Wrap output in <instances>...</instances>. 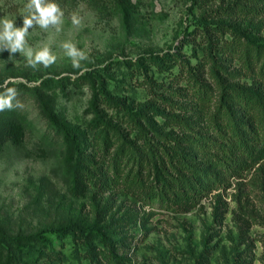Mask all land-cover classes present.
I'll use <instances>...</instances> for the list:
<instances>
[{
    "label": "rangeland",
    "instance_id": "374dc122",
    "mask_svg": "<svg viewBox=\"0 0 264 264\" xmlns=\"http://www.w3.org/2000/svg\"><path fill=\"white\" fill-rule=\"evenodd\" d=\"M236 1L246 7L231 15L225 8ZM45 2L62 10L60 31L34 22L26 48L35 52L48 46L56 61L32 66L19 51H0V87L7 81L16 90L13 107L0 111V264H264V162L231 185L214 187L189 209H167L122 193L123 178L112 181L113 187L106 180L99 185L86 177L76 180L63 130L66 126L91 138L100 129L95 128L91 89L79 81L86 73H100L114 94L138 104L152 93L139 60L148 64L151 55L180 48L197 62L211 43L216 55L198 83L186 77L171 83L177 68L165 81V87L173 85L178 105L188 100L191 111L200 112L202 122L192 127L209 126L221 103L218 78L252 84L253 76L263 77L264 0ZM27 3L0 0V18L22 27L23 17L30 15ZM74 15L79 24H73ZM209 21L221 27H206ZM229 23L255 25L257 46L235 49L237 37ZM65 42L85 52L78 68L65 55ZM112 122L130 132L121 116ZM112 139L114 151L120 142ZM94 224L122 241L115 254L123 262L107 260L91 232L74 238L58 231Z\"/></svg>",
    "mask_w": 264,
    "mask_h": 264
},
{
    "label": "trees",
    "instance_id": "16d2710c",
    "mask_svg": "<svg viewBox=\"0 0 264 264\" xmlns=\"http://www.w3.org/2000/svg\"><path fill=\"white\" fill-rule=\"evenodd\" d=\"M245 7L236 1L225 10L231 15L239 14ZM209 22L205 23L206 27H221ZM227 27L237 37L235 49L249 51L257 46L253 40L255 25L238 27L229 23ZM212 47L210 43L203 48L205 51L197 62L180 48L153 54L148 64L139 60V72L152 86V93L149 100L138 104L114 94L108 79L100 73L90 71L80 77L79 81L91 89V110L97 116L95 128L100 129L93 137L83 138L80 131L63 126L69 152L75 160V179L86 177L97 185L106 180L107 185L113 187L112 181L123 178L121 192L137 198L143 205L158 202L167 209L180 210L189 209L214 187H227L232 179L243 177L264 162V64L263 77L253 76L255 82L252 84L225 83L218 78L221 101L218 111L211 120L209 118V126L197 130L192 124L194 121L200 123V112H192L188 100L182 107L178 105L173 85L165 87L166 78L171 77L176 68L178 73L171 83L179 82L182 77L189 83H198L206 65L213 62L216 55ZM4 91L5 87H0V94ZM120 116L121 122L130 128L129 133L113 124L114 118ZM158 118L162 119L161 123ZM113 136L120 142L114 151ZM209 165L215 169L209 170L210 173L204 169ZM120 168L127 172L122 175ZM58 231L61 236L74 238H87V232H91L103 247L107 260L123 262L115 254L122 241L96 224L90 227L70 225Z\"/></svg>",
    "mask_w": 264,
    "mask_h": 264
},
{
    "label": "clouds",
    "instance_id": "9594fccd",
    "mask_svg": "<svg viewBox=\"0 0 264 264\" xmlns=\"http://www.w3.org/2000/svg\"><path fill=\"white\" fill-rule=\"evenodd\" d=\"M26 8L30 10V15L23 17L22 27H16L14 20L0 18V51L5 48L10 50V53L19 51L28 58L32 66L42 63L47 67L54 63L57 57L51 54L48 46L35 52L30 47L26 48L25 37L34 22L41 28L47 29L49 25H52L56 27L57 31H60L59 25L62 23L63 12L56 3L45 2V0H28ZM72 22L73 24L80 23L75 15ZM62 47L65 50V55L71 58L73 67L78 68L79 62L86 58L85 52L71 42H65ZM6 85L7 81H5L4 93L0 94V111L11 109L16 96L15 88H8Z\"/></svg>",
    "mask_w": 264,
    "mask_h": 264
}]
</instances>
